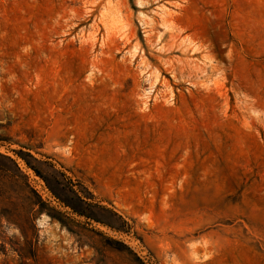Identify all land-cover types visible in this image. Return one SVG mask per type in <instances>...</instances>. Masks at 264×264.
<instances>
[{"label": "rangeland", "instance_id": "374dc122", "mask_svg": "<svg viewBox=\"0 0 264 264\" xmlns=\"http://www.w3.org/2000/svg\"><path fill=\"white\" fill-rule=\"evenodd\" d=\"M0 264H264V0H0Z\"/></svg>", "mask_w": 264, "mask_h": 264}, {"label": "trees", "instance_id": "16d2710c", "mask_svg": "<svg viewBox=\"0 0 264 264\" xmlns=\"http://www.w3.org/2000/svg\"><path fill=\"white\" fill-rule=\"evenodd\" d=\"M73 209H75L74 207H73ZM78 213H80V214H82V211L81 210H78V209H75Z\"/></svg>", "mask_w": 264, "mask_h": 264}]
</instances>
